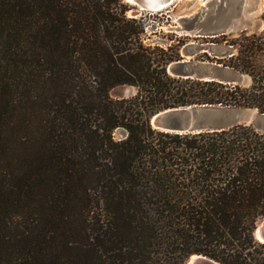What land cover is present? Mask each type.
<instances>
[{
    "label": "trees",
    "instance_id": "1",
    "mask_svg": "<svg viewBox=\"0 0 264 264\" xmlns=\"http://www.w3.org/2000/svg\"><path fill=\"white\" fill-rule=\"evenodd\" d=\"M128 10L123 0H0V264H264L253 237L264 130L149 125L189 106L264 114V28L194 39L192 60L246 76L240 86L169 75L189 38L149 42L146 15ZM119 86L136 94L112 98Z\"/></svg>",
    "mask_w": 264,
    "mask_h": 264
},
{
    "label": "water",
    "instance_id": "2",
    "mask_svg": "<svg viewBox=\"0 0 264 264\" xmlns=\"http://www.w3.org/2000/svg\"><path fill=\"white\" fill-rule=\"evenodd\" d=\"M129 8L131 18L145 14H153L174 6L177 0H123ZM239 0H208L195 13L181 15L178 18L180 34L195 37H215L236 33L247 28L259 30L255 17H247ZM238 4L240 7L234 6ZM264 9V0H256L251 12L257 13ZM198 28V30H196ZM197 47L186 44L181 50V60L172 62L167 67L171 76L197 80H217L224 83H237L243 76L236 74L213 63L196 62L192 58ZM121 94H124L120 92ZM252 124L258 130H264V114L256 109L223 108L218 106H189L160 111L149 119L152 129L167 133H198L204 131L223 130L235 125ZM254 239L264 244V217L257 221L253 230ZM183 264H219L202 255H191Z\"/></svg>",
    "mask_w": 264,
    "mask_h": 264
},
{
    "label": "rangeland",
    "instance_id": "3",
    "mask_svg": "<svg viewBox=\"0 0 264 264\" xmlns=\"http://www.w3.org/2000/svg\"><path fill=\"white\" fill-rule=\"evenodd\" d=\"M207 1L208 0H177L174 3V6L172 7H169L165 10H162V11H159L153 14H145L146 24H147L146 33H147V37L149 38V42L163 43L167 41L166 38L169 35L184 36V34H180L181 28H180V25L178 24V18L181 15H190V14L195 13ZM239 1H240L239 4H241V6L243 7V12H245L246 16L249 18L255 17L257 19V24L260 27V29L257 31L250 30L249 28L242 30V31H245L247 33L261 32L264 28V22L262 20V14H263L264 9L253 14L251 12V9L254 6L256 0H239ZM234 6L238 8L240 7V5L238 6V4L237 5L234 4ZM129 9H132V8L130 7ZM141 16H144V15H141ZM137 17H140V16L137 15ZM196 30H198V28ZM238 33H240V31H237L236 33L225 34V35L235 36ZM186 37L189 38V41L187 42V44L192 43L195 46L197 45V43L194 41L195 38H212V37H207V36L195 37L192 34ZM199 45L201 47L200 49L208 51L209 54H211L210 52H214L217 55L232 53V50H227L223 47H212L211 44L207 42H203ZM180 54H181V51H180ZM233 84H239L240 86H247L249 84V79L246 76H243V80L240 83L237 82ZM120 92L124 94H121ZM109 94L114 99L130 98L136 94V89L131 86H119V87L112 89L109 92ZM118 136L122 137L123 133L118 132Z\"/></svg>",
    "mask_w": 264,
    "mask_h": 264
},
{
    "label": "bare ground",
    "instance_id": "4",
    "mask_svg": "<svg viewBox=\"0 0 264 264\" xmlns=\"http://www.w3.org/2000/svg\"><path fill=\"white\" fill-rule=\"evenodd\" d=\"M146 1L153 3V2H156L158 0H146ZM128 14L130 15V13H128Z\"/></svg>",
    "mask_w": 264,
    "mask_h": 264
}]
</instances>
